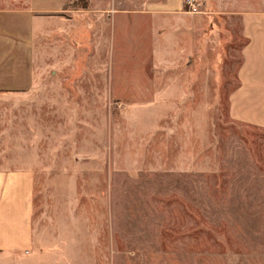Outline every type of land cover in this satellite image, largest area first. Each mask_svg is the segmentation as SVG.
I'll return each mask as SVG.
<instances>
[{"label": "crops", "instance_id": "crops-1", "mask_svg": "<svg viewBox=\"0 0 264 264\" xmlns=\"http://www.w3.org/2000/svg\"><path fill=\"white\" fill-rule=\"evenodd\" d=\"M77 1L0 8V264H97L118 251L116 231L86 224L95 208L108 219L106 176L85 185L82 202L75 192L77 173L108 172L109 108L126 110L137 155L163 149L165 181L178 179V190L165 184L169 197L201 217L216 209L227 251L264 262V150L233 143L220 196L205 174L221 164L205 162L203 143L189 139L202 138V115L189 117V104L204 78L233 70L230 117L264 130V0H205L201 13L185 11L184 0ZM123 133L113 132L116 149Z\"/></svg>", "mask_w": 264, "mask_h": 264}, {"label": "rangeland", "instance_id": "rangeland-1", "mask_svg": "<svg viewBox=\"0 0 264 264\" xmlns=\"http://www.w3.org/2000/svg\"><path fill=\"white\" fill-rule=\"evenodd\" d=\"M25 2L26 0H0V8L18 7ZM87 5L88 0H78L73 4L76 8ZM73 40L77 46L80 45L78 42L80 36L74 35ZM78 48V54L82 55V47ZM233 60L238 63L239 58L235 57ZM218 63L221 65L223 62ZM229 73L230 75L226 77L204 78V92L198 94L196 103L189 104V117L202 115L204 122L200 133L202 138L193 136L195 131H189V139L191 136L192 142L195 143L197 139L203 143L205 162L210 164L213 158L221 164L219 173L205 174L207 181L210 182V189L213 188L215 191L214 182L221 187L220 196L226 195L228 178L233 175L230 173L232 171L228 170V158L225 153L233 147V143L238 141L241 144L242 140H250L249 143L252 142L254 148L264 150V130L237 123L229 115V92L237 84L235 70ZM192 79L193 82L196 80ZM73 81L74 78L70 79L69 83ZM199 100L203 101L202 109L196 107L199 106ZM125 111L120 108L108 109V172L76 175L75 192L76 196L83 197L80 199L81 202L87 196L85 192L87 183L98 184L101 180L104 183L106 176V183L108 187L111 186L109 196L112 198V204L107 206L108 219L99 220L95 208L97 206L94 205L92 219L86 224L96 229L116 231L118 251L98 255L97 264H264L251 255L227 251L226 216L220 221L217 210L212 211L209 206H205L204 217H201L193 206L189 205L186 210L177 195L172 194L169 197L170 195L166 194L168 191L165 184L169 186L172 182V190H178V179L172 176L171 181L169 177L167 182L165 181L162 148L156 151H139L141 155H137L134 145L138 142L137 139H132L134 135L128 132L127 121L124 119ZM177 127L173 123V130ZM116 128L124 132V140L119 142L118 149L114 146L113 132ZM172 137L173 144L178 148L180 134L174 132ZM159 141L162 143V135ZM131 152L134 154L131 155ZM217 152L220 153L218 157ZM93 159L95 162L99 160L96 157ZM115 166L117 171L114 169ZM94 167L96 168V166L92 168ZM110 169L114 172L110 173ZM224 208L226 206H222L223 210ZM81 223L78 220L76 222L77 225Z\"/></svg>", "mask_w": 264, "mask_h": 264}, {"label": "built area", "instance_id": "built-area-1", "mask_svg": "<svg viewBox=\"0 0 264 264\" xmlns=\"http://www.w3.org/2000/svg\"><path fill=\"white\" fill-rule=\"evenodd\" d=\"M205 0H184V9L190 13H201L204 10Z\"/></svg>", "mask_w": 264, "mask_h": 264}]
</instances>
